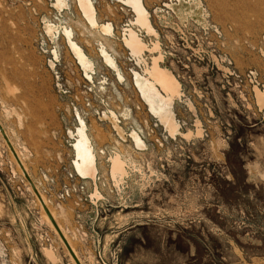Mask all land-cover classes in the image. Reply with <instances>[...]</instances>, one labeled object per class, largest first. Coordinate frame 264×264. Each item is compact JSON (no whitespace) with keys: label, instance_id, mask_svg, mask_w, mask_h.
I'll list each match as a JSON object with an SVG mask.
<instances>
[{"label":"rangeland","instance_id":"rangeland-1","mask_svg":"<svg viewBox=\"0 0 264 264\" xmlns=\"http://www.w3.org/2000/svg\"><path fill=\"white\" fill-rule=\"evenodd\" d=\"M0 123V264H264V0H0Z\"/></svg>","mask_w":264,"mask_h":264},{"label":"water","instance_id":"water-1","mask_svg":"<svg viewBox=\"0 0 264 264\" xmlns=\"http://www.w3.org/2000/svg\"><path fill=\"white\" fill-rule=\"evenodd\" d=\"M0 134L2 135L4 141L6 142L7 146H8L9 149H10V151L12 152V154H13V156H14L16 162H17V164H18L19 167L21 168L24 178H25L26 181L30 184V186H31L33 192L36 194V196L39 197L38 191L36 190V188H35V186H34L32 180H31L30 177H29V175H28L27 172L24 170V168H23V166H22V163L20 162V160H19L18 156L16 155V153H15V151H14V149H13V147H12V145H11L9 139H8V137L6 136V133H5V131H4V129H3L2 125H1V123H0ZM42 204H43V203H42ZM43 207H44L45 212L48 214V216H49V218H50L52 224L54 225V227H55L57 233H58L59 236L62 238L64 244H65L66 247L68 248V251H69V253L71 254L72 258L74 259L75 263H76V264H80L79 261H78V259L76 258V256H75L74 253L72 252V250L70 249V247H69L67 241L64 239V237H63V235H62L60 229H59L58 226L56 225L55 221L52 219V217H51V215H50L48 209H47L44 205H43Z\"/></svg>","mask_w":264,"mask_h":264},{"label":"bare ground","instance_id":"bare-ground-1","mask_svg":"<svg viewBox=\"0 0 264 264\" xmlns=\"http://www.w3.org/2000/svg\"><path fill=\"white\" fill-rule=\"evenodd\" d=\"M78 135H79V147L76 148V153L79 157L83 158L82 160H86V158H88L89 154H88V138L85 135V133L83 131H78ZM113 166L114 168H119L120 167V163L118 160H114L113 161ZM28 184V183H27ZM28 188L30 189L31 186L28 184ZM32 189V188H31ZM35 194V193H34ZM36 195V194H35ZM38 197V196H36ZM39 199V197H38ZM63 241V240H62ZM64 243V242H63ZM65 245V244H64ZM66 247V245H65ZM67 248V247H66ZM68 249V248H67ZM50 252V251H47ZM69 252V251H68ZM73 252V251H72ZM74 253V252H73ZM48 257H53L52 253H47ZM71 255V254H70ZM75 255V254H74ZM80 263V262H79ZM81 264V263H80Z\"/></svg>","mask_w":264,"mask_h":264},{"label":"built area","instance_id":"built-area-1","mask_svg":"<svg viewBox=\"0 0 264 264\" xmlns=\"http://www.w3.org/2000/svg\"><path fill=\"white\" fill-rule=\"evenodd\" d=\"M80 178H82L81 176H79Z\"/></svg>","mask_w":264,"mask_h":264},{"label":"crops","instance_id":"crops-1","mask_svg":"<svg viewBox=\"0 0 264 264\" xmlns=\"http://www.w3.org/2000/svg\"><path fill=\"white\" fill-rule=\"evenodd\" d=\"M160 79H162V78H160Z\"/></svg>","mask_w":264,"mask_h":264}]
</instances>
